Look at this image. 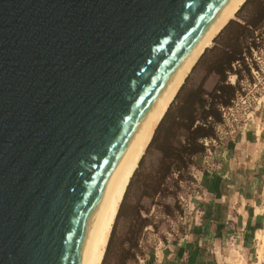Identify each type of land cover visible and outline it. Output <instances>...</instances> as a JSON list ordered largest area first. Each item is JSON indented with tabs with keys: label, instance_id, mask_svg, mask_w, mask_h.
<instances>
[{
	"label": "water",
	"instance_id": "obj_1",
	"mask_svg": "<svg viewBox=\"0 0 264 264\" xmlns=\"http://www.w3.org/2000/svg\"><path fill=\"white\" fill-rule=\"evenodd\" d=\"M226 0H0V264H77L139 121Z\"/></svg>",
	"mask_w": 264,
	"mask_h": 264
},
{
	"label": "rangeland",
	"instance_id": "obj_2",
	"mask_svg": "<svg viewBox=\"0 0 264 264\" xmlns=\"http://www.w3.org/2000/svg\"><path fill=\"white\" fill-rule=\"evenodd\" d=\"M228 47L231 52L226 54L227 57L241 55L251 69L252 78L249 79L245 64H235L234 68L241 71L243 80L238 84L236 77V82L232 83L230 78L233 74L230 72L228 75L229 84L239 85L230 105L231 110L223 111L222 105L211 106L222 118L221 124H209L206 128H213L214 137L206 138L207 144L206 139L200 141L204 149L194 155L189 163L177 159V150H171L169 157L165 159L158 147L167 140L171 142L170 147L176 148L179 141L184 140L182 131L178 138L167 139V130L178 121L177 117L182 114L184 107L192 108L188 104L194 91H212L219 83L221 76L212 69L220 67ZM203 96L209 99L208 96ZM221 96L227 99L233 93L225 88ZM248 105H253L255 109H247ZM201 109L197 105L200 115ZM251 111L252 116L247 118ZM263 111L264 0H248L239 12L238 20H233L227 26L217 37L213 47L200 59L167 116L158 126L121 205L103 264H119V259L123 256L130 257L124 260L125 264H145L158 249L170 242L178 243L182 235H187L203 217L200 205L204 176L217 169L219 159H222L228 145L247 132L248 128L251 129V125L257 138L264 143V119L260 118ZM242 125L245 129L240 130ZM258 237L264 240L261 233Z\"/></svg>",
	"mask_w": 264,
	"mask_h": 264
},
{
	"label": "crops",
	"instance_id": "obj_3",
	"mask_svg": "<svg viewBox=\"0 0 264 264\" xmlns=\"http://www.w3.org/2000/svg\"><path fill=\"white\" fill-rule=\"evenodd\" d=\"M264 119V111L260 113ZM252 128L230 143L202 181L203 217L145 264H257L264 257V143Z\"/></svg>",
	"mask_w": 264,
	"mask_h": 264
},
{
	"label": "bare ground",
	"instance_id": "obj_4",
	"mask_svg": "<svg viewBox=\"0 0 264 264\" xmlns=\"http://www.w3.org/2000/svg\"><path fill=\"white\" fill-rule=\"evenodd\" d=\"M248 0H226L202 34L174 69L153 100L125 148L115 163L112 174L91 215L85 230L77 264H103L121 205L156 130L176 100L179 92L205 53L214 45L217 37L233 21ZM236 82V76L230 78ZM233 264H244L242 259H227ZM257 264H264L259 256Z\"/></svg>",
	"mask_w": 264,
	"mask_h": 264
},
{
	"label": "trees",
	"instance_id": "obj_5",
	"mask_svg": "<svg viewBox=\"0 0 264 264\" xmlns=\"http://www.w3.org/2000/svg\"><path fill=\"white\" fill-rule=\"evenodd\" d=\"M229 52V47L225 53V60L220 62V67L218 69L213 68V71H218L217 73L220 74L221 79L219 83L214 87L212 91H204L200 92V90L194 91V95L191 97L188 105L190 107H184L181 111V115L177 117V122H175L172 128L167 130L166 137L167 139H175L183 132L182 137H184L183 141H179L178 147L172 148L170 147L171 142L169 143L167 140L159 146V150L165 155V159L168 158L171 150L178 151L179 155H177V159L182 161L183 163H189L190 159L203 151L204 147L201 145L200 141L206 138H213L214 137V130L213 128L206 129L209 124L220 123L222 122L221 115H217L211 106L219 105V106H230L232 100L234 99L235 93L239 90L238 86L229 84L227 79L228 75L231 72L233 75L237 77V82L243 80V76L241 75V71L235 69V64H245V70L248 71L249 79L252 78L250 74L251 69L245 63L244 58L240 55L237 57L231 58L230 56L227 57L226 54ZM242 53V52H241ZM227 64V65H226ZM223 68V71H220ZM227 74V75H225ZM232 91L233 96L228 97L227 99L222 98L221 92L225 90ZM203 95L209 97V99H205ZM197 105L201 106V115L198 113ZM167 116V114H166ZM165 116V117H166ZM162 123V122H161ZM160 123V124H161ZM209 128V127H208ZM187 156V157H186ZM187 158V159H186ZM185 159V161H184ZM170 169V167L168 166ZM157 191H160L158 189ZM107 253V252H106ZM125 254H128V251H125ZM133 255V254H132ZM135 256V255H134ZM106 257V256H105ZM132 257V256H131ZM126 256H123L122 259H119V264H125L124 260H128ZM132 259V258H131ZM105 260V259H104ZM104 262V261H103ZM118 264V263H117Z\"/></svg>",
	"mask_w": 264,
	"mask_h": 264
},
{
	"label": "built area",
	"instance_id": "obj_6",
	"mask_svg": "<svg viewBox=\"0 0 264 264\" xmlns=\"http://www.w3.org/2000/svg\"><path fill=\"white\" fill-rule=\"evenodd\" d=\"M221 109L223 110V111H226V110H231L232 109V107L231 106H227V107H225V106H221ZM247 109H250V110H254L255 108L253 107V105H248V108ZM252 112L253 111H251V112H249L248 114H247V112H246V114H247V118H250L251 116H252ZM250 116V117H249ZM221 124V123H220ZM241 129H245V127H243V125H242V127H240V130ZM207 139H206V144H207Z\"/></svg>",
	"mask_w": 264,
	"mask_h": 264
}]
</instances>
